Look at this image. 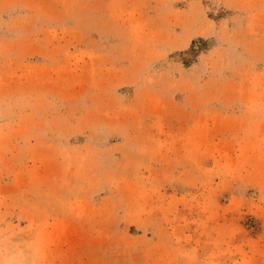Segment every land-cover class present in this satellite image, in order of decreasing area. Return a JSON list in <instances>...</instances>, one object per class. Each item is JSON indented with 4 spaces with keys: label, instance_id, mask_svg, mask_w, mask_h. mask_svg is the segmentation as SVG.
Instances as JSON below:
<instances>
[{
    "label": "rangeland",
    "instance_id": "1",
    "mask_svg": "<svg viewBox=\"0 0 264 264\" xmlns=\"http://www.w3.org/2000/svg\"><path fill=\"white\" fill-rule=\"evenodd\" d=\"M0 264H264V0H0Z\"/></svg>",
    "mask_w": 264,
    "mask_h": 264
}]
</instances>
